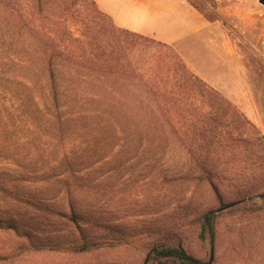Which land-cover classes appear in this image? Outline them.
Masks as SVG:
<instances>
[{"label":"rangeland","instance_id":"rangeland-1","mask_svg":"<svg viewBox=\"0 0 264 264\" xmlns=\"http://www.w3.org/2000/svg\"><path fill=\"white\" fill-rule=\"evenodd\" d=\"M44 1L47 29L59 38L70 43V37L94 35L86 39L87 47L124 50L139 73L163 90L184 94V104L172 112L173 122L191 129L195 156L175 135L157 132L159 120L147 105V93L133 84L117 83L113 96L127 94L126 111L157 129L144 142L109 138L111 127H98L95 119L76 122L74 107L56 109L40 102L34 112H23L15 86L12 91L1 81L0 218L17 230L0 228V264H151L147 250L162 238L212 264H264V194L258 195L264 192L260 30L242 33L238 41L260 117L253 121L232 101L234 108L195 81L180 86L187 73L172 61L173 51L145 38L129 41L108 16L95 12L94 0ZM186 57L202 73L222 74L219 67ZM62 68L65 78L96 75ZM1 79L6 81L4 75ZM198 160L204 161L203 168ZM211 209L213 243L199 237L197 221ZM84 240L88 248L79 249Z\"/></svg>","mask_w":264,"mask_h":264},{"label":"trees","instance_id":"trees-1","mask_svg":"<svg viewBox=\"0 0 264 264\" xmlns=\"http://www.w3.org/2000/svg\"><path fill=\"white\" fill-rule=\"evenodd\" d=\"M92 4L97 14L106 15L98 9L95 1ZM45 10L44 0H0V82L3 81L2 87H8L12 91L10 87L15 86L20 110L34 112L40 102L56 109L74 107L76 122L95 119L98 127H111V133L107 137H120L130 142H144L143 140L153 135L152 131L158 129L157 132L162 136L170 133L184 141L182 145L186 151L195 156V148L190 140L191 129L188 126L178 127L173 122V113L184 104L183 93L163 90L156 80L139 73L124 50L117 52L110 48L100 52L96 48L87 47L86 39L93 38L94 35L87 34L84 39L70 37V43L61 36L59 38L47 29ZM110 21L112 22L111 19ZM112 26L119 28L113 22ZM119 29L128 35L127 39L131 42L137 38H145L173 51L172 61L181 65L187 73V77L179 79L180 86L195 81L201 89L219 95L234 108L216 89L192 74L172 46L136 32ZM59 67H63L62 71L73 69L74 72L86 69L96 75L89 79L79 78L77 74L75 77L65 78ZM112 74H120L121 78L111 77ZM1 75L6 77V81L1 79ZM117 83L127 88L128 83L133 84L147 93V105L159 120L157 129L140 124L136 112L126 111L125 104L130 103L131 98L127 94L113 96ZM124 122H128L127 126L123 125ZM198 163L201 168L204 167L203 160H198ZM207 179L214 185L211 178ZM263 194L264 192L258 195ZM72 219L78 222L77 216L72 215ZM7 221L0 218V228L12 227L17 230L13 222ZM197 221L200 224L199 237H209L213 243L214 211L211 209L203 212ZM162 240H156L147 250L146 256L151 264H212L210 260H203L192 254L181 243L172 245ZM87 244L88 241L84 240L79 249H87Z\"/></svg>","mask_w":264,"mask_h":264},{"label":"crops","instance_id":"crops-1","mask_svg":"<svg viewBox=\"0 0 264 264\" xmlns=\"http://www.w3.org/2000/svg\"><path fill=\"white\" fill-rule=\"evenodd\" d=\"M94 1L114 25L172 46L191 67L186 56L196 58L197 64L221 68L222 74L216 77L192 67L250 119H260L244 74V51L238 44L242 33L258 30L264 43V5L258 0Z\"/></svg>","mask_w":264,"mask_h":264},{"label":"water","instance_id":"water-1","mask_svg":"<svg viewBox=\"0 0 264 264\" xmlns=\"http://www.w3.org/2000/svg\"><path fill=\"white\" fill-rule=\"evenodd\" d=\"M259 3H261L262 5H264V0H258Z\"/></svg>","mask_w":264,"mask_h":264}]
</instances>
